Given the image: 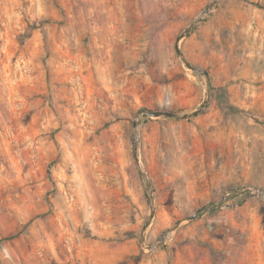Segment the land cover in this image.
Here are the masks:
<instances>
[{"label": "rangeland", "instance_id": "rangeland-1", "mask_svg": "<svg viewBox=\"0 0 264 264\" xmlns=\"http://www.w3.org/2000/svg\"><path fill=\"white\" fill-rule=\"evenodd\" d=\"M262 194L264 0H0V264H264Z\"/></svg>", "mask_w": 264, "mask_h": 264}, {"label": "water", "instance_id": "water-1", "mask_svg": "<svg viewBox=\"0 0 264 264\" xmlns=\"http://www.w3.org/2000/svg\"><path fill=\"white\" fill-rule=\"evenodd\" d=\"M207 12V11H206ZM205 76L208 78V80L210 81L209 79V74L208 73H205ZM199 111L195 112L198 113ZM149 115L151 116H155V117H159V116H167V117H173L175 116L173 113H170V112H165V113H157V112H149L148 113ZM184 118H187V116H185Z\"/></svg>", "mask_w": 264, "mask_h": 264}, {"label": "bare ground", "instance_id": "bare-ground-1", "mask_svg": "<svg viewBox=\"0 0 264 264\" xmlns=\"http://www.w3.org/2000/svg\"><path fill=\"white\" fill-rule=\"evenodd\" d=\"M136 133H137V131H136ZM261 196L264 197V194H262Z\"/></svg>", "mask_w": 264, "mask_h": 264}]
</instances>
